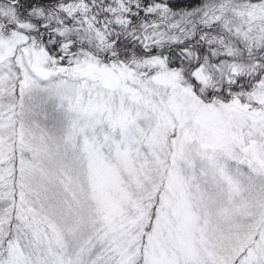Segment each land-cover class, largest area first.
I'll list each match as a JSON object with an SVG mask.
<instances>
[{
  "label": "snow or ice",
  "instance_id": "1",
  "mask_svg": "<svg viewBox=\"0 0 264 264\" xmlns=\"http://www.w3.org/2000/svg\"><path fill=\"white\" fill-rule=\"evenodd\" d=\"M0 264H264V0H0Z\"/></svg>",
  "mask_w": 264,
  "mask_h": 264
}]
</instances>
